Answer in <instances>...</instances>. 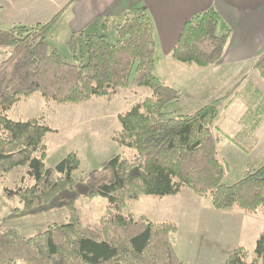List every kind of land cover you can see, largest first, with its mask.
Instances as JSON below:
<instances>
[{
    "label": "trees",
    "instance_id": "trees-1",
    "mask_svg": "<svg viewBox=\"0 0 264 264\" xmlns=\"http://www.w3.org/2000/svg\"><path fill=\"white\" fill-rule=\"evenodd\" d=\"M58 22L59 15L48 23L0 27V48L9 49L7 59L0 62V176L24 167L33 181L9 191L20 203L11 217L67 208L69 218L66 224L52 225L29 238L13 230L0 234V264H184L170 239L177 232L175 225L123 214L130 201L175 196L183 188L209 199L216 211L236 209L264 217V166L250 164L240 181L223 183L228 165L217 149L219 101L192 114L166 118V106L178 101L180 94L155 73L160 59L147 14L107 17L100 22L101 33H73L65 44L70 61L48 47ZM220 22L215 9L194 16L170 58L201 68L217 64L230 37L229 32L218 35ZM254 70L264 82V53ZM141 87L151 95L118 115L121 130L113 136L119 147L135 154L115 156L86 180L74 178L80 169L74 152L55 168L46 167L44 139L53 129L38 119L16 122L8 117L22 97L34 94L47 102L82 104L108 96L111 90ZM95 197L107 199L109 207L98 225H88L78 216L76 203ZM248 256L244 247H238L226 264H264V233L258 237L254 257Z\"/></svg>",
    "mask_w": 264,
    "mask_h": 264
},
{
    "label": "rangeland",
    "instance_id": "rangeland-1",
    "mask_svg": "<svg viewBox=\"0 0 264 264\" xmlns=\"http://www.w3.org/2000/svg\"><path fill=\"white\" fill-rule=\"evenodd\" d=\"M96 33H101V30ZM108 36L111 42H115L114 33ZM66 41L63 34L57 33L50 36L47 43L50 51H57L70 61ZM8 50L0 48V62L7 59ZM163 70L162 63L155 72L157 77H162ZM245 93H241L238 103L230 112L224 111L225 104L219 105V122L234 116L239 120V124L236 123L239 130L243 129V132L232 136V141L244 149H240L242 155L236 153L238 151L230 143L225 142L221 146L220 158H227L229 163L223 179L225 185L240 181L249 163L255 164L256 168L264 166V153L252 152L250 135L247 136L252 134L257 122L264 117V99L257 95L250 96L248 89ZM150 95L151 90L144 87L117 89L111 90L108 96H96L82 104H58L47 102L40 94H34L28 98L22 97L9 111L8 117L16 122L38 119L53 129L55 132L48 133L44 139L46 167L55 168L68 154L74 152L80 160V169L74 178L86 180L91 172L102 171L105 164L115 156L135 154L134 150L121 148L113 140L114 134L121 130L118 115L127 113L133 105L143 102ZM235 97L233 94L220 103ZM164 112L166 118L194 113L175 104L167 105ZM232 124L223 123L227 133L236 129ZM228 150L235 156L228 154ZM105 175L108 176L107 173ZM32 184L33 181L27 176V168L24 167L0 176V234L13 230L29 238L45 232L52 225L68 222L67 208L55 209L39 216H10L15 208L20 207V203L17 197L9 195V191ZM108 207L109 202L103 197L80 198L76 203L78 216L88 225H98ZM123 214L175 225L177 232L170 239L184 264H226L229 255L238 247H244L249 254L248 260H251L255 255L258 237L264 233L262 215L247 214L236 209L216 211L211 207L209 199L198 197L188 188H183L175 196H142L130 201Z\"/></svg>",
    "mask_w": 264,
    "mask_h": 264
},
{
    "label": "crops",
    "instance_id": "crops-1",
    "mask_svg": "<svg viewBox=\"0 0 264 264\" xmlns=\"http://www.w3.org/2000/svg\"><path fill=\"white\" fill-rule=\"evenodd\" d=\"M0 6L1 28L48 23L59 15L52 35L63 34L66 40L73 33L98 32L101 20L107 17L124 13L147 14L154 24L158 57L162 58L156 71L163 63L160 80L180 94V99L171 104L195 112L219 101V105L225 104L224 111L230 112L238 103L241 93L246 94L247 89L250 96L257 95L264 99V82L254 70L256 61L264 53V0H0ZM210 9H215L221 16L218 33H230L222 59L209 68L171 59L170 54L185 24L197 14ZM233 94L235 98L220 103ZM220 116L215 124V133L220 137L217 144L219 158L225 142L242 155L240 149H244L232 141L233 135L243 132L236 125L239 120L233 116L220 123ZM225 122L234 123L231 126H236V129L227 133L223 125ZM251 132L247 136L250 135L252 152L263 154L264 117ZM227 153L234 155L231 150ZM226 159L223 157L222 161L228 163ZM253 166L256 167L255 164Z\"/></svg>",
    "mask_w": 264,
    "mask_h": 264
}]
</instances>
